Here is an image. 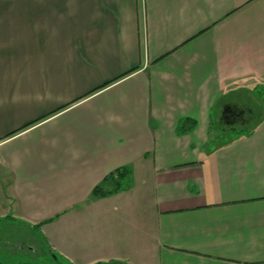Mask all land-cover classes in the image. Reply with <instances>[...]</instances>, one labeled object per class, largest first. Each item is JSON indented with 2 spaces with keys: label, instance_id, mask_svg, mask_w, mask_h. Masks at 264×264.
I'll list each match as a JSON object with an SVG mask.
<instances>
[{
  "label": "crops",
  "instance_id": "1",
  "mask_svg": "<svg viewBox=\"0 0 264 264\" xmlns=\"http://www.w3.org/2000/svg\"><path fill=\"white\" fill-rule=\"evenodd\" d=\"M263 88L264 0H0V218L69 264H264V115L211 137Z\"/></svg>",
  "mask_w": 264,
  "mask_h": 264
},
{
  "label": "rangeland",
  "instance_id": "2",
  "mask_svg": "<svg viewBox=\"0 0 264 264\" xmlns=\"http://www.w3.org/2000/svg\"><path fill=\"white\" fill-rule=\"evenodd\" d=\"M264 88L263 90L248 91V93H236L225 97V99L217 105L214 111L213 129L211 130V137L218 140H229L239 136L240 130H247L252 127L256 121L264 115ZM228 109V110H227ZM241 121L239 129H229L235 125L231 122L238 114H241ZM23 236V237H22ZM10 238V239H9ZM23 238V239H22ZM39 242L42 250V256L37 258H29L26 253L19 251H9L4 244L8 239L11 242L9 245L11 249H16V246L23 244L22 242L27 239L28 241ZM22 239V241H20ZM36 241V242H37ZM25 243V242H24ZM32 246H38L37 243H28ZM24 245V244H23ZM22 245V246H23ZM23 246L22 248H24ZM26 248V247H25ZM48 243L38 230L27 228L19 221L8 220L0 218V264H69L67 261L62 260L56 254L51 255L48 252ZM39 248H36L37 253H40ZM26 256V257H25ZM57 256V258H56Z\"/></svg>",
  "mask_w": 264,
  "mask_h": 264
},
{
  "label": "trees",
  "instance_id": "3",
  "mask_svg": "<svg viewBox=\"0 0 264 264\" xmlns=\"http://www.w3.org/2000/svg\"><path fill=\"white\" fill-rule=\"evenodd\" d=\"M260 90V89H259ZM264 101V97H262ZM196 125V122L191 119H184L178 128L179 133H184L192 128H194ZM231 130L236 128H230ZM247 132H244L243 130H240L239 136L245 135ZM238 136V137H239ZM130 176H131V168L129 166L118 168L117 170L111 172L108 174L103 181H101L99 184H97L93 191H92V197H104L107 195H111L114 193H117L121 190H125L129 187L130 182ZM8 220H14L12 216H8ZM50 252V251H48ZM106 264H119L117 262L112 263H106Z\"/></svg>",
  "mask_w": 264,
  "mask_h": 264
},
{
  "label": "flooded vegetation",
  "instance_id": "4",
  "mask_svg": "<svg viewBox=\"0 0 264 264\" xmlns=\"http://www.w3.org/2000/svg\"><path fill=\"white\" fill-rule=\"evenodd\" d=\"M23 237V236H22ZM10 239V238H9ZM23 239V238H22ZM22 239L20 240V241H22ZM37 239L35 238V241L33 242V241H28L27 239H25L22 243L24 244V246L26 247V249H20V248H17L16 247V249H11V247H10V245L9 244H7V242H4V244H6V246L5 247H7L8 248V250L10 251H19V252H24V253H26V255L29 257V258H31V259H33V258H37L38 256H42L41 254H42V250H41V248H40V245H39V242L37 241ZM25 242V243H24ZM26 242H28V243H37L38 244V246H32L31 244H26ZM36 248H39L40 250V253H37V251H36ZM49 251V250H48ZM50 254L52 255V253H51V251H50ZM54 255V254H53ZM26 257V256H25ZM56 258H57V256H56ZM16 264H22V263H17L16 262ZM30 264H36V263H30Z\"/></svg>",
  "mask_w": 264,
  "mask_h": 264
},
{
  "label": "water",
  "instance_id": "5",
  "mask_svg": "<svg viewBox=\"0 0 264 264\" xmlns=\"http://www.w3.org/2000/svg\"><path fill=\"white\" fill-rule=\"evenodd\" d=\"M55 255V254H54Z\"/></svg>",
  "mask_w": 264,
  "mask_h": 264
}]
</instances>
